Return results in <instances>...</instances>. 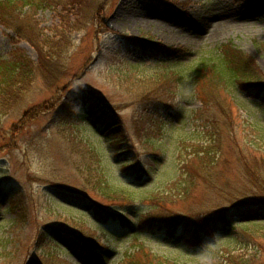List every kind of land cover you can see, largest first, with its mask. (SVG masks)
I'll list each match as a JSON object with an SVG mask.
<instances>
[{
  "label": "rangeland",
  "instance_id": "rangeland-1",
  "mask_svg": "<svg viewBox=\"0 0 264 264\" xmlns=\"http://www.w3.org/2000/svg\"><path fill=\"white\" fill-rule=\"evenodd\" d=\"M6 1L8 6L23 2ZM17 5L14 14H34L41 37L54 36L59 68L54 83L52 77L46 80L41 62L51 56L48 46L43 45L41 56L32 37L17 36L0 19V61L17 55L30 67L41 66L23 87L15 85L16 93L5 89L8 97L0 105V113L5 112L0 114V264H122L123 253L139 245L164 259L207 264L228 245L220 231L183 236L168 229L141 230L135 221L150 206L140 194L171 191L177 156L183 158L192 149L183 150V143H213L212 123L223 128L219 119L228 110L243 122L239 142L264 144V99L236 85L218 87L219 107L214 109L209 102L204 106L192 82L181 76L227 44L248 57L264 78V0H83L32 11L29 5ZM169 72L180 76L172 100L157 91L165 102H134L144 82ZM67 97L85 109L73 106L67 114L46 109L53 99ZM94 102L112 114L111 132L105 121L89 117L86 104ZM123 162L131 165L121 167ZM224 184L223 195L212 200L199 185L187 191L199 207L205 206L194 208L195 215L228 211L229 199L242 194L244 202H255L252 192L262 190L248 182L244 188L233 172ZM105 188L132 199L113 201L102 195ZM85 197L90 201L81 200ZM193 201L167 200L164 208L185 214ZM99 214L102 222L95 217ZM256 226L238 225L235 230ZM253 252L249 249L248 255Z\"/></svg>",
  "mask_w": 264,
  "mask_h": 264
},
{
  "label": "trees",
  "instance_id": "trees-1",
  "mask_svg": "<svg viewBox=\"0 0 264 264\" xmlns=\"http://www.w3.org/2000/svg\"><path fill=\"white\" fill-rule=\"evenodd\" d=\"M81 2H83V0H23V2L15 4L12 2V5L8 6V1H0V19H2L7 27L12 29L19 37H23L24 35L32 37L33 44L37 47L41 56L45 53L43 45L45 44L48 46V52L49 50L51 51V56L46 61H42L41 58V66L46 70V80L51 77L53 78L51 80L52 83L56 81L58 75L55 72L59 68L57 62H55L57 55L54 51L56 43L53 39L54 36L46 37L42 34L41 37V32L38 30L37 24H35L34 21V14L29 15L25 13L23 17H20L21 14H14L13 11L18 7L17 4L21 6L29 5V7H32L30 9L32 11L33 8L36 10L58 4H61L64 8L66 5L79 4ZM59 31L60 30L55 31V35H57ZM38 37L41 38L39 39ZM133 42H135V40H133ZM139 42L141 41L139 40ZM157 46L158 45H155L154 48H157ZM136 47H138V44ZM140 47L143 51L145 50L141 45ZM158 50H160L159 47ZM160 51L165 52L164 50ZM41 66H35V68L41 69ZM35 68L30 67L17 55L10 60V62L7 60L0 61L1 107L8 97V90L5 89H11L10 95L16 93L14 91L19 88H14L15 85L17 83L21 85L25 79L30 78L31 75L33 76ZM181 76L183 81L192 82L195 87L194 92L198 95V99L203 102L204 106L209 102L214 109H218L219 107L217 99L218 87H222L224 90L230 85H236L241 92L247 93L248 95L260 96L261 99H264V78L253 67V63L248 57L227 44L216 48L215 52L209 55V58L190 67L185 73L181 74ZM16 79L18 82L14 83ZM149 80H151L149 84L148 82H144L141 88L142 92L139 98L134 102L139 104L165 102L162 99H158L156 95L157 91H161L160 94L163 95V97L167 95V97L172 100L178 91L177 82H179L180 76L175 72H169ZM23 86L24 84H22V87ZM203 90L205 93H200ZM61 100L60 98L53 99L46 109L50 111L64 109L67 110L66 114L72 111L70 107L75 106L73 110L77 109L76 106L78 105L74 102L73 97H67L65 100ZM85 102H87V100ZM90 102L91 100H89L88 103ZM72 103L74 105H72ZM86 108H91L89 117L92 120L100 123L105 121L108 127L107 133L111 132L114 120L109 111L100 104H96V102L92 105L86 104ZM79 109H85V107H79ZM202 110L207 111L208 109L202 108ZM4 113L5 112H2L0 114L5 116L3 115ZM232 114L233 110H228L224 113L225 117L222 119H219L215 115L220 120L221 125L224 124L225 126L221 128L222 126L220 127V124L214 126V122L212 123L213 131L210 133L211 136H216L210 141L213 143H183V145H185L183 150L186 147L192 149L188 153L184 152L185 156L183 158L178 154L179 169L176 171L177 175L175 179L170 184L172 188L171 191L162 193L141 192L140 196L146 203H149L150 211L146 216L137 218L135 223L139 225L141 230H143L142 228H144V226H147L149 229L158 228L168 229L173 232L181 231L184 233L183 236L191 232L197 233L200 230H207L210 232L220 231L223 238H225L224 241H226L228 245L224 246L221 251L216 252V256L208 259L206 261L207 264H264V220H256L258 217L264 216V150L262 151L261 149L264 144L254 139L248 140V142H239L237 134L241 131L239 129L243 126V122L241 125L238 120L239 116H232ZM76 117L80 119V117ZM72 123H74V121ZM156 126L157 125H155L154 128H156ZM226 140L228 141L226 142ZM217 151L219 152L218 155ZM188 154L191 155V157L188 158ZM130 165L131 163H121V167H129ZM231 172L235 174L236 179L239 180V184L244 188H247L248 185L245 183L248 182L250 183L249 185H253L258 190H263L258 193L252 192L255 202H244L243 199L247 197L242 194L241 197L235 199L231 197V199H229L227 203H230V209H228V211L217 210L216 213L212 212L210 216L202 215L204 212L195 215L198 210L196 207L204 209L203 207L205 206L199 207L193 201L195 195H189L187 191H194L199 185V187H203L202 189L207 192L206 196L211 200L215 196H222L226 188L224 180L227 179V176ZM105 189H102V195H107L113 201L131 198L129 195L116 192L110 188H108V190L106 189L107 192H105ZM81 200L85 202L90 201L86 197ZM167 200L178 202L190 200L193 201L194 207L190 209L191 212L187 211L185 214L176 211L175 213L170 209L164 208V202ZM208 203L212 204L210 200ZM204 205L208 206V204ZM237 205L241 207L238 208L236 207ZM229 210L233 212L229 213ZM95 217L99 219V221H103L101 220L103 219L102 215L99 214ZM234 217H241L242 219L249 220L234 222ZM120 219L130 224L129 220H125L122 217H120ZM257 223L258 226L252 230L242 229L239 232L235 230V227L238 225H254ZM196 235H198V233ZM197 241L201 243L202 238H198ZM69 242L72 243L73 241L70 239L68 243ZM249 249L254 250L253 254L250 256L248 255ZM121 259L122 264H185L184 262L180 263L175 260L164 259L153 253L150 249L145 248L143 245L137 246L135 249L131 250V252L125 251Z\"/></svg>",
  "mask_w": 264,
  "mask_h": 264
},
{
  "label": "bare ground",
  "instance_id": "bare-ground-1",
  "mask_svg": "<svg viewBox=\"0 0 264 264\" xmlns=\"http://www.w3.org/2000/svg\"><path fill=\"white\" fill-rule=\"evenodd\" d=\"M222 23H223V20H222ZM223 26V25H222ZM226 28V27H225ZM223 29V27L220 26L219 30Z\"/></svg>",
  "mask_w": 264,
  "mask_h": 264
},
{
  "label": "snow or ice",
  "instance_id": "snow-or-ice-1",
  "mask_svg": "<svg viewBox=\"0 0 264 264\" xmlns=\"http://www.w3.org/2000/svg\"><path fill=\"white\" fill-rule=\"evenodd\" d=\"M0 184H2V181H0Z\"/></svg>",
  "mask_w": 264,
  "mask_h": 264
}]
</instances>
